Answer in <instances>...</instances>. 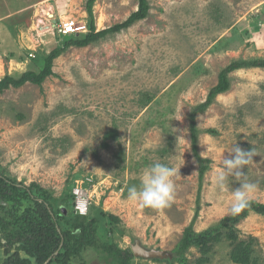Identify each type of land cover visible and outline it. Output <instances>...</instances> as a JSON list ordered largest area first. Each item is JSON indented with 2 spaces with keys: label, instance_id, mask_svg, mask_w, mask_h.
<instances>
[{
  "label": "rangeland",
  "instance_id": "rangeland-1",
  "mask_svg": "<svg viewBox=\"0 0 264 264\" xmlns=\"http://www.w3.org/2000/svg\"><path fill=\"white\" fill-rule=\"evenodd\" d=\"M147 2L145 18L87 46L68 47L53 60L54 74L41 85L26 83L0 93V168L25 186L35 183L43 189L60 213L63 231L71 230L78 214L68 197L77 186L88 195L85 217L99 219L100 239L120 248L138 240L170 254L134 256L130 264H264V215L254 212L214 231L206 250L192 246L183 262L174 258L194 216L199 189L191 113L231 61L264 58V0ZM85 3L0 0V79L38 71L44 56L64 39L52 29L51 20L55 16L88 23ZM137 4L96 0V31L124 21ZM228 77L229 88L194 116L198 153L207 165L195 232L231 215L232 192L240 181L229 177L227 187L219 190L213 176L235 146L254 150L253 163L241 179L256 185L249 201L264 203V68L244 67ZM154 163L179 169L173 178L174 199L161 209L128 199V188L139 187ZM109 214L118 221L107 218ZM1 243L0 238L3 264ZM81 254L63 264H114L93 249Z\"/></svg>",
  "mask_w": 264,
  "mask_h": 264
},
{
  "label": "trees",
  "instance_id": "trees-1",
  "mask_svg": "<svg viewBox=\"0 0 264 264\" xmlns=\"http://www.w3.org/2000/svg\"><path fill=\"white\" fill-rule=\"evenodd\" d=\"M96 0H86L85 11L87 13L88 32L83 35H66L61 45L55 46L43 58L42 66L38 71L26 70L17 77L4 75L0 79V93L9 87L18 88L26 83L41 85L44 80L52 76L53 60L60 56L68 47H84L97 39L104 37L108 33H115L127 28L134 22L147 16L149 5L147 0H138L137 9L131 12L128 17L108 28L96 31L93 18V5ZM244 67L264 68V58L256 57L247 60H233L222 68L217 76V83L209 90L206 99L196 105L190 117V140L194 156L199 164V189L196 198V208L194 216L184 229L179 243L175 249V256L178 261L183 262L184 252L192 246L207 249V241L214 231L230 224H236L241 218L254 212L264 215V203L249 201V206L238 215L224 217L219 225L195 232L193 223L199 213V192L200 181L207 169L206 159L202 158L197 148V128L194 121L196 113L206 110L212 103L216 95L225 92L229 88L228 74L231 71ZM74 199V195H68ZM66 201H64L65 204ZM66 205L67 202H66ZM58 214L53 209L49 197L35 183L29 186L6 176L0 168V238L2 240L6 259L3 264H43L45 259L53 256L48 264H63L71 261L74 256L81 257L84 249H93L102 257L114 264H130L134 255L130 248H120L115 243H109L100 239L97 225L99 219L95 216L85 217L77 214L73 227L70 231H63L58 224ZM87 215V214H86ZM112 221H118L113 215H106ZM76 245L77 247H73ZM73 247V248H72ZM73 252V256L70 255ZM57 252L56 254H54ZM25 254V256L21 255ZM235 259L239 260L236 253ZM172 264V261H169Z\"/></svg>",
  "mask_w": 264,
  "mask_h": 264
},
{
  "label": "clouds",
  "instance_id": "clouds-1",
  "mask_svg": "<svg viewBox=\"0 0 264 264\" xmlns=\"http://www.w3.org/2000/svg\"><path fill=\"white\" fill-rule=\"evenodd\" d=\"M254 156L253 149L249 151L235 146L229 151V157L223 158L222 168L213 176V184L219 190L227 187L229 177H235L237 181H240L239 187L232 192L229 212L233 216L249 206L250 194L256 188L255 184L241 179L246 176L244 170L246 166L253 163ZM178 173L179 169L175 167L163 163L152 164L144 171L139 187L128 188V199L139 203L142 207L161 209L169 206L175 194L173 178Z\"/></svg>",
  "mask_w": 264,
  "mask_h": 264
},
{
  "label": "built area",
  "instance_id": "built-area-1",
  "mask_svg": "<svg viewBox=\"0 0 264 264\" xmlns=\"http://www.w3.org/2000/svg\"><path fill=\"white\" fill-rule=\"evenodd\" d=\"M52 29L56 31L58 34H62L63 36L73 34L77 35L78 33H87L88 25L87 23L78 24L76 19H57L54 17L51 20ZM29 57H33L32 53H29ZM74 195V209L79 215H86L88 212V195L84 193L81 188L76 186L75 190L73 189Z\"/></svg>",
  "mask_w": 264,
  "mask_h": 264
},
{
  "label": "water",
  "instance_id": "water-1",
  "mask_svg": "<svg viewBox=\"0 0 264 264\" xmlns=\"http://www.w3.org/2000/svg\"><path fill=\"white\" fill-rule=\"evenodd\" d=\"M130 250L135 257H140L143 259L170 257L169 253L161 249L146 248L138 240H135L134 243L131 244Z\"/></svg>",
  "mask_w": 264,
  "mask_h": 264
},
{
  "label": "crops",
  "instance_id": "crops-1",
  "mask_svg": "<svg viewBox=\"0 0 264 264\" xmlns=\"http://www.w3.org/2000/svg\"><path fill=\"white\" fill-rule=\"evenodd\" d=\"M44 1V0H43ZM41 2V1H40ZM55 5H56V7H57V16H60V17H62V12H63V10H61V8L55 3ZM54 16V15H53ZM55 17V16H54ZM83 35L84 33H78L77 35Z\"/></svg>",
  "mask_w": 264,
  "mask_h": 264
},
{
  "label": "bare ground",
  "instance_id": "bare-ground-1",
  "mask_svg": "<svg viewBox=\"0 0 264 264\" xmlns=\"http://www.w3.org/2000/svg\"><path fill=\"white\" fill-rule=\"evenodd\" d=\"M64 18H67V16H64Z\"/></svg>",
  "mask_w": 264,
  "mask_h": 264
}]
</instances>
